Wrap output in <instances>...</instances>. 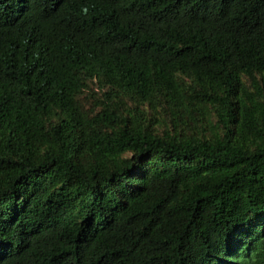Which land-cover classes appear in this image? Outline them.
Here are the masks:
<instances>
[{
	"label": "trees",
	"instance_id": "trees-1",
	"mask_svg": "<svg viewBox=\"0 0 264 264\" xmlns=\"http://www.w3.org/2000/svg\"><path fill=\"white\" fill-rule=\"evenodd\" d=\"M0 264H264V0H0Z\"/></svg>",
	"mask_w": 264,
	"mask_h": 264
}]
</instances>
